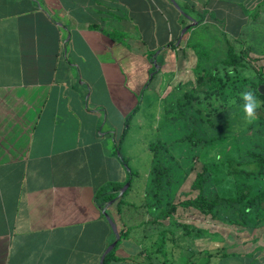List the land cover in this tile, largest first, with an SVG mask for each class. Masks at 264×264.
Here are the masks:
<instances>
[{
	"label": "crops",
	"instance_id": "1",
	"mask_svg": "<svg viewBox=\"0 0 264 264\" xmlns=\"http://www.w3.org/2000/svg\"><path fill=\"white\" fill-rule=\"evenodd\" d=\"M211 1L0 0V264H100L115 238L103 210L116 216L97 193L126 181L108 138L178 48L186 9L218 19ZM130 239L137 253L110 264H138Z\"/></svg>",
	"mask_w": 264,
	"mask_h": 264
},
{
	"label": "rangeland",
	"instance_id": "2",
	"mask_svg": "<svg viewBox=\"0 0 264 264\" xmlns=\"http://www.w3.org/2000/svg\"><path fill=\"white\" fill-rule=\"evenodd\" d=\"M176 1L183 5L182 0ZM195 3L205 8L202 0ZM242 3L212 0L208 7L218 13V19L186 9L185 25H191L178 48L166 49L158 58L152 72L155 86L141 97L125 137L121 140L123 130L118 128L116 140L108 138L113 153L121 141L119 153L134 171L131 194L124 196L120 213L117 200L112 202L113 219L119 232L130 229L142 240L139 244L146 257L141 260L147 263L151 257L154 264H264V206L222 201L212 216L185 204L199 194L193 182L205 168L204 193L209 198L238 196L246 186L253 197L264 189V174L229 173L230 159L248 161V151L264 152V99L256 94L264 84V0ZM226 40L239 53L245 52V68L223 64ZM197 65L206 70L218 67L226 83L220 95L206 99L199 91ZM248 90L261 101L258 119L251 124L238 100ZM103 129L107 131L109 125ZM124 169L127 180L129 169ZM120 173L115 169V176ZM120 192L118 199L123 198ZM172 205L177 210L167 217ZM138 250V242L123 239L116 253L134 255ZM233 252L236 255L225 256Z\"/></svg>",
	"mask_w": 264,
	"mask_h": 264
},
{
	"label": "trees",
	"instance_id": "3",
	"mask_svg": "<svg viewBox=\"0 0 264 264\" xmlns=\"http://www.w3.org/2000/svg\"><path fill=\"white\" fill-rule=\"evenodd\" d=\"M115 38H118V36H115ZM245 59H246L245 52L239 53L236 47L231 43V41L228 40V52H227L226 58L223 60V64L227 66H231L235 69H237L238 67L245 68L247 64L244 61ZM248 60H252V59H248ZM154 68L156 70V67ZM197 86H198L199 91H201L204 94L206 99H212L214 96L220 95L223 92V90L226 87V83L223 81L221 76L218 74V67L206 70V69L200 68V66L197 65ZM256 94L258 96H261L264 99L263 94L261 95L259 92H257ZM238 100L244 103L241 97H238ZM136 109L130 112L126 117L125 128L122 133L121 140L125 137L126 133L129 130L130 121L133 115H135V113L137 112ZM120 143L117 145L116 149L114 150V153L115 155L119 157L123 166L129 169V178L124 183H112L97 193V201H98V204L101 206V210H103L105 205L108 204L109 202H115V200H117V211L119 213L121 212L123 208L122 203L124 200V196L128 194L129 189L131 188V183H132L133 174H134V171L131 170L129 167V163L127 159L124 156L119 154ZM247 153H248V156L251 157V160H248V161H240V160L238 161L235 159L229 160V173L230 174L232 175L246 174V175H254V176L264 174V152H256V151L250 150ZM206 172H207V168L197 173L194 179V182H193V188L199 190V194L195 198H190L189 200H187L185 202L186 205L193 206L196 209L200 210L201 212L205 214H211L212 216L215 215V208L219 206L222 201L232 203V204L246 201L249 204H257L259 207L264 206V189L252 197L250 195V191H251L250 186H246L238 196L223 197V196L217 195L212 198L207 197L204 193V183L207 181ZM162 173H165V171H163ZM126 182H130V186L124 192L123 198L119 197L118 199V193L125 186ZM157 183L160 184L159 176L157 177ZM176 210H177V206L172 205L165 212V215L168 217L172 213H174ZM103 216H105L104 212H103ZM236 222L240 224H244V225L248 224L243 219H237ZM129 235H130V229L126 231H123V230L120 231L121 238L119 239L117 246L106 256L104 264H110L112 260L121 259L115 255V250L120 244V242L123 239L127 238ZM114 240L115 238L111 241V243ZM229 255H236V254L234 252L232 254L225 253V256H229ZM141 256H145L143 253V250L141 251ZM138 264H154V262H152V258L150 257V262L147 263L145 260L144 261L139 260Z\"/></svg>",
	"mask_w": 264,
	"mask_h": 264
},
{
	"label": "clouds",
	"instance_id": "4",
	"mask_svg": "<svg viewBox=\"0 0 264 264\" xmlns=\"http://www.w3.org/2000/svg\"><path fill=\"white\" fill-rule=\"evenodd\" d=\"M243 103L244 119L247 123H254L258 119V109L261 107V101L250 90L244 91L241 94Z\"/></svg>",
	"mask_w": 264,
	"mask_h": 264
},
{
	"label": "water",
	"instance_id": "5",
	"mask_svg": "<svg viewBox=\"0 0 264 264\" xmlns=\"http://www.w3.org/2000/svg\"><path fill=\"white\" fill-rule=\"evenodd\" d=\"M185 31L186 30H183L182 33H184ZM259 92L264 95V84H261L259 86ZM129 186H130V182H127L126 185L122 188L120 194H124V192L129 188ZM103 212L105 213V216H106L107 220L109 221V223H110V225H111V227L115 233V240L107 247V249L103 253L101 260H100V264L105 263L106 256L108 255V253H110L117 246L118 241L121 238L120 232L118 230V225L114 221L113 217L107 212L106 209H104Z\"/></svg>",
	"mask_w": 264,
	"mask_h": 264
}]
</instances>
